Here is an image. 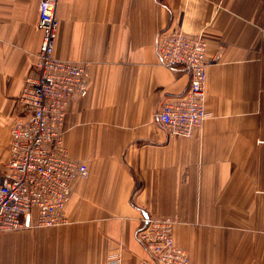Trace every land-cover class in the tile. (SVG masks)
<instances>
[{"label": "crops", "instance_id": "obj_1", "mask_svg": "<svg viewBox=\"0 0 264 264\" xmlns=\"http://www.w3.org/2000/svg\"><path fill=\"white\" fill-rule=\"evenodd\" d=\"M40 1L0 0V170L36 69ZM57 17L55 56L90 74L63 135L88 175L74 182L68 224L0 233V264H105L118 251L152 261L137 237L146 215L174 221L189 264H264V0H59ZM165 28L203 33L219 56L191 137H169L155 117L189 85L185 67L159 61Z\"/></svg>", "mask_w": 264, "mask_h": 264}, {"label": "built area", "instance_id": "obj_2", "mask_svg": "<svg viewBox=\"0 0 264 264\" xmlns=\"http://www.w3.org/2000/svg\"><path fill=\"white\" fill-rule=\"evenodd\" d=\"M58 1L39 3L42 41L36 69L27 76L19 97L23 115L10 124V156L0 170V233L68 224L65 208L74 182L88 175L87 165L70 157L63 135L67 109L87 95L90 74L85 62L54 54ZM156 49L164 66L188 70L189 85L184 94L161 102L155 117L169 137H191L209 116L207 68L219 56L209 58L203 33L190 35L181 29L159 31ZM137 237L153 257L140 264H189L187 250L175 242L170 217L144 216ZM105 264L131 263L118 251L109 255Z\"/></svg>", "mask_w": 264, "mask_h": 264}, {"label": "rangeland", "instance_id": "obj_3", "mask_svg": "<svg viewBox=\"0 0 264 264\" xmlns=\"http://www.w3.org/2000/svg\"><path fill=\"white\" fill-rule=\"evenodd\" d=\"M187 250V249H186Z\"/></svg>", "mask_w": 264, "mask_h": 264}]
</instances>
